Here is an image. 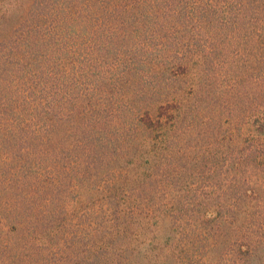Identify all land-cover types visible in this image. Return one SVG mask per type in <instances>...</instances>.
Instances as JSON below:
<instances>
[{
  "label": "trees",
  "instance_id": "16d2710c",
  "mask_svg": "<svg viewBox=\"0 0 264 264\" xmlns=\"http://www.w3.org/2000/svg\"><path fill=\"white\" fill-rule=\"evenodd\" d=\"M10 23L12 32L0 29V264L128 258V246L117 242L136 234L138 226L144 230L140 218L158 231L167 217L161 190L153 189L163 182L160 160H153L157 169L139 164L138 173L129 167L131 157L150 154L144 145L151 132L166 135L165 124H177L200 106L168 90L170 83L187 73L197 47L205 50L200 32L244 27L262 56L264 0H19L11 14L0 17V27ZM161 34L168 43L157 49L158 70L150 73L143 47L155 45ZM170 66L181 70L174 78L164 75ZM200 89L195 92L203 103ZM256 99L260 136L264 76ZM262 147L248 148L231 167L262 171ZM141 148L145 153L137 154ZM102 179L106 184L100 187ZM233 181L230 191L237 199L252 191L236 175ZM79 196L84 209L67 210L63 204ZM200 210V229L212 230L198 235L210 236L211 248V235L224 221L214 223L208 207ZM255 248L244 237V264Z\"/></svg>",
  "mask_w": 264,
  "mask_h": 264
},
{
  "label": "rangeland",
  "instance_id": "374dc122",
  "mask_svg": "<svg viewBox=\"0 0 264 264\" xmlns=\"http://www.w3.org/2000/svg\"><path fill=\"white\" fill-rule=\"evenodd\" d=\"M18 1L0 0V17L11 14ZM12 26L11 23L2 24L1 33L12 32L9 30ZM199 37L205 50L195 49L187 73L175 77L179 80L174 79L168 90L177 91L184 101L200 106L181 115L177 124H165L167 132L163 133L166 135L157 130L151 132L144 145L150 154L141 155V159L131 157L129 164L133 171L141 173L139 164L157 169L153 160L155 157L160 160L158 172L163 182L153 185V189L161 190L160 206L162 213L167 215L163 219L166 224L156 231L148 228L145 219L140 218L144 230L138 226L136 234L117 242V246H128L129 257L107 258L99 264H244L240 249L244 237L253 240L256 246L248 264H264V168L255 171L240 165L231 167L232 161H239L248 148L263 145L264 151V135L259 136L256 121L259 114L256 95L259 79L264 76V54L261 56L258 49L253 48L256 46L253 32L244 27L227 30L226 34L218 29L211 30L207 36L200 32ZM153 42L157 43L145 44L143 49L148 51L140 56L149 66L153 65L150 73H157V49L166 48L167 40L161 34ZM131 47L130 44V50ZM170 67L164 75L174 78L181 70ZM102 85L107 89V84ZM199 87L203 103H199L200 95L195 92ZM141 152L145 153L143 148L137 154ZM234 175L253 193L237 199L230 191ZM103 179L98 186H105ZM66 203L63 205L67 210L78 208L77 212H81L86 201L79 196L74 202ZM203 207L214 212L211 215L214 223L224 221L223 227L215 231L217 235H211V248L207 247L210 236L198 235L201 231L211 234L212 230L199 227L204 216V210H200ZM170 215L175 218L173 226L168 223ZM222 230L228 231L227 235H221ZM95 243L98 246L100 239L96 237ZM108 253L115 255L110 250Z\"/></svg>",
  "mask_w": 264,
  "mask_h": 264
}]
</instances>
